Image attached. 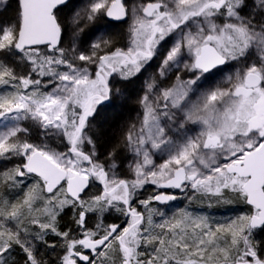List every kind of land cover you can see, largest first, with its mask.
<instances>
[{
    "label": "snow or ice",
    "instance_id": "obj_1",
    "mask_svg": "<svg viewBox=\"0 0 264 264\" xmlns=\"http://www.w3.org/2000/svg\"><path fill=\"white\" fill-rule=\"evenodd\" d=\"M0 264H264V0H0Z\"/></svg>",
    "mask_w": 264,
    "mask_h": 264
},
{
    "label": "rangeland",
    "instance_id": "obj_2",
    "mask_svg": "<svg viewBox=\"0 0 264 264\" xmlns=\"http://www.w3.org/2000/svg\"><path fill=\"white\" fill-rule=\"evenodd\" d=\"M107 23L108 22L106 20H103V19L97 21L96 24L89 26V28H86L85 35L87 34V32L91 28L100 27L101 30H103ZM111 24L114 25V27L108 28V31H110L111 33H113V34L126 33V31H127V24L126 23L117 24V23L111 22ZM97 34H99V33H97ZM138 89H139V82H137L134 87L129 88V93L131 94V99L128 101L127 108L124 111L125 120H128L129 118L135 119L137 116V113L140 111L138 105L136 104V98H135V91H138ZM157 162H160V160H158ZM177 194L179 195L178 192H177ZM186 205L191 210H195L198 213L211 215L215 220H219L221 222H223L224 220H226L229 217H234V216L240 214L241 210H243V211L248 210L246 207H244L242 205L235 204V203H233L231 205H221L218 207L208 208L206 205L201 206L199 204V201H194L191 204H189V202L187 200H183V199L174 201L171 204L170 208H171V210L174 211L175 209L182 208ZM168 214L171 215V211H169Z\"/></svg>",
    "mask_w": 264,
    "mask_h": 264
},
{
    "label": "flooded vegetation",
    "instance_id": "obj_3",
    "mask_svg": "<svg viewBox=\"0 0 264 264\" xmlns=\"http://www.w3.org/2000/svg\"><path fill=\"white\" fill-rule=\"evenodd\" d=\"M113 23H117V24H120V23H122V22H113ZM169 191H173V190H169Z\"/></svg>",
    "mask_w": 264,
    "mask_h": 264
},
{
    "label": "water",
    "instance_id": "obj_4",
    "mask_svg": "<svg viewBox=\"0 0 264 264\" xmlns=\"http://www.w3.org/2000/svg\"><path fill=\"white\" fill-rule=\"evenodd\" d=\"M112 22H117V21H112ZM169 191V190H168Z\"/></svg>",
    "mask_w": 264,
    "mask_h": 264
}]
</instances>
